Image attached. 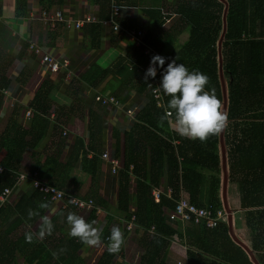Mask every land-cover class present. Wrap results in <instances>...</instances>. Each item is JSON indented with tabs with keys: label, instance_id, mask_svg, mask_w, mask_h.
<instances>
[{
	"label": "crops",
	"instance_id": "obj_1",
	"mask_svg": "<svg viewBox=\"0 0 264 264\" xmlns=\"http://www.w3.org/2000/svg\"><path fill=\"white\" fill-rule=\"evenodd\" d=\"M178 1L117 0L120 11L116 23L118 27L144 29L150 36L142 38L153 50L154 46L149 43L169 31L171 41L160 52L156 51L166 58L187 38L184 29L180 34L173 29L176 26L175 12L170 6ZM0 3V75L7 80L0 94V166L5 163L7 153V142L4 144L2 138L7 134L13 135V120L15 124H22L27 108L33 115L46 119L43 125L41 119L35 118V127L25 135L22 151L9 159L11 166L16 168L10 169L16 173V183L3 185L0 171V192L6 186L11 188L7 199L0 200V264H27V257L41 264H49L53 260H58L57 264H66L72 259L71 264H95L107 250L108 237L114 225L119 226L124 243L118 252L111 253L108 264H139L143 252L140 238L146 231L134 220L127 227L130 219H126L118 195L122 187L127 186L130 194L127 210L131 217L133 207L136 216L135 178L133 174L124 177L121 168L125 132L131 130L146 97L137 89L130 71L135 66L144 71L151 55L143 50V54L149 57L145 63L130 61L127 66L130 70L115 74L121 67L117 62L138 46L130 43L126 32L113 29L109 21L113 15L111 1L104 4L101 0H0ZM56 8L63 12L65 19L53 27L44 25L39 18L40 10ZM160 8H167V15H155L153 10ZM76 14L80 18L91 15L95 21L76 28L73 24ZM30 42L38 45L41 51H28ZM45 52L58 59L60 67L57 70L51 72L40 62ZM67 72H70L69 76ZM101 95H113L118 103L103 104L96 99ZM11 143L12 139L8 145ZM104 150L109 158L118 160V166L101 157ZM17 151L15 149V153ZM34 173L44 181H54L57 187L67 189L75 196L91 198L93 206L86 210H65L64 203L32 193ZM167 175L164 164L163 176L152 190L162 184L164 194L174 197ZM41 202L47 207H39ZM232 202L237 206L233 197ZM91 208L95 209L93 218L88 216ZM29 210L33 215H28ZM236 211L239 215L234 220ZM69 212L82 216L86 221H95L101 232V238L95 245L82 242L74 248L73 243L79 239L73 237L72 242L68 236L66 216ZM231 213L233 230L244 243L247 237L243 211L238 208ZM164 217L169 226L182 234L181 238L177 235L169 238V244L165 246V261L167 264H187L184 238L185 230L191 224L168 222L165 211ZM152 230L150 228L149 232Z\"/></svg>",
	"mask_w": 264,
	"mask_h": 264
},
{
	"label": "trees",
	"instance_id": "obj_2",
	"mask_svg": "<svg viewBox=\"0 0 264 264\" xmlns=\"http://www.w3.org/2000/svg\"><path fill=\"white\" fill-rule=\"evenodd\" d=\"M101 1L104 4L110 3V0ZM116 1L114 2L117 3ZM226 5V30L220 50L222 74L226 80L225 112L228 118L223 130V143L227 147V175L229 181L235 183L238 192L234 196L237 206L229 201L228 206L231 212L238 208L243 211L247 237L244 244L254 254L258 263L264 264V0H179L170 6L175 12L176 26L173 29L177 34L182 33L184 29L187 38L179 48L168 53L165 64L174 59L177 63H183L190 71L199 70L205 73L209 78L205 90L213 92L222 106L217 47ZM153 11L158 17L167 15L166 8ZM118 15L119 13L110 17L112 27L117 22ZM94 21H83V24ZM134 28L140 27L119 25L117 31L121 30L125 34L126 30ZM143 36L146 39L150 35H146L143 29ZM171 39V34L166 30L158 40L149 43L154 46V50L151 49L148 54H158L156 51L160 52ZM138 47L132 48L124 59L117 62L121 67L117 68L115 74L130 70L127 68L130 61L145 63L148 60V55L143 54L145 45L140 44ZM130 73L135 78L137 89L146 97L131 130L125 132L124 162L121 168L124 177L133 174L135 178L134 223L146 231L140 238L143 252L139 264H167L165 246L169 244L170 237L177 235L181 238L182 234L166 223L164 209L174 206V199L180 190L188 195L190 202L198 206H222L219 133L210 135L204 141L179 136L169 125L173 117L165 112L169 97L160 92L162 105L159 106L158 99L154 96L153 89L158 87L160 81V69L154 78L150 77L147 81L142 78L144 71L136 66ZM6 81L4 76L0 75V94ZM38 94L41 95L40 92ZM35 118L41 119L45 125L46 119L37 114L33 115L32 112L28 125L15 124L13 120V135L7 134L2 138L4 144L7 142L5 163L0 166L3 185L16 183V173L10 170L16 168L11 166L9 159L22 151L25 135L35 127ZM11 139L13 148L11 144L8 145ZM15 149L18 150L16 153ZM164 164L168 172L167 183L172 186L171 194L174 197L162 193L156 202L151 196V190L154 185L159 184L164 173ZM42 181L56 186L54 181ZM66 190H63L66 194H73ZM32 193L39 194V191L34 187ZM227 195L232 201L230 194ZM129 200L130 194L124 185L118 195V201L128 220ZM61 202L65 203V210L76 208L67 198L58 200L57 203ZM88 214L93 218L95 209L91 208ZM151 226L153 230L150 233ZM235 235L242 240L238 234ZM70 240L74 242L73 237H70ZM184 241L187 264H255L243 245L230 234L226 215L214 227L191 224L185 230ZM81 244L79 240L73 243V246L77 248ZM110 255L111 252L106 250L95 264H108ZM25 261L27 264H41L30 257ZM72 261L73 259L68 260L66 264H71ZM57 263L58 260L49 262Z\"/></svg>",
	"mask_w": 264,
	"mask_h": 264
},
{
	"label": "clouds",
	"instance_id": "obj_3",
	"mask_svg": "<svg viewBox=\"0 0 264 264\" xmlns=\"http://www.w3.org/2000/svg\"><path fill=\"white\" fill-rule=\"evenodd\" d=\"M157 69H160L161 76L156 91L169 97L165 112L173 117L174 131L179 136L204 141L225 128L227 114L222 110L217 96L205 90L209 80L205 73L190 71L183 63H177L174 59L165 64L164 56L153 54L142 78L145 81L150 77L154 78ZM39 207H47V204L41 202ZM28 215H33V211L29 210ZM66 222L69 225L68 236L77 237L86 245H95L101 238L95 221H86L82 216L69 212ZM108 241L107 250L111 253L118 252L124 243L119 226L111 228Z\"/></svg>",
	"mask_w": 264,
	"mask_h": 264
},
{
	"label": "built area",
	"instance_id": "obj_4",
	"mask_svg": "<svg viewBox=\"0 0 264 264\" xmlns=\"http://www.w3.org/2000/svg\"><path fill=\"white\" fill-rule=\"evenodd\" d=\"M110 8L111 12L113 15H117L120 10V5L115 3V0H110ZM167 11V9H166ZM29 14H32L29 12ZM74 21L73 24L76 28H79L82 24L83 21H94L95 18L91 15H86L83 18L76 14L74 16ZM39 18L42 20L44 25H48L50 27L56 26L59 22L63 21L65 19L63 12L59 9L56 8L54 10H47V9H41L40 10V16ZM109 21H112V18H110ZM103 22H107V20H103ZM113 28L117 29L118 25L115 23L113 25ZM126 35L128 36V39L130 43L136 44V46L142 44L145 45L144 47V52L150 51L152 48L146 45L142 39V33L143 29H129L126 30ZM28 51H35V53H39L41 51V48L36 45L34 42H30L28 44ZM40 62L42 64H45L48 68L49 71H55L60 67V63L58 59L54 56L52 53H43L40 58ZM70 72H67V75L69 76ZM157 88L153 89L154 96L158 99L157 104L160 106L162 105V99H161V94L160 92L156 91ZM96 99L100 100L101 103L103 104H117L118 100L115 96L113 95H108V96H96ZM32 117V110L30 109H25L24 110V120L23 124H28L29 119ZM62 134L65 135L66 131L63 130ZM101 157L105 159H109L110 163L115 166L119 165V162L117 159H112L108 157V153L106 150H104L101 153ZM117 165V166H118ZM32 186L37 188L39 191L40 195H43L45 198L53 200V201H58V200H66V198L69 200L71 204H73L76 208L78 209H89L90 207L93 206V201L91 198H83L80 196H74L70 194H66L62 189L54 186L47 184L40 180L37 175L32 176ZM165 187L161 184L159 187H156L152 190L153 198L155 200H159L160 196L162 193H164ZM11 188L6 186L2 189L0 192V200L5 201L8 197V194L10 193ZM170 190L168 189L167 192ZM184 194L183 192L180 191L179 195L175 197V204L172 208H165V215L167 218L168 222H179L182 225L185 224H204L207 227H214L216 226L220 220L224 218L226 215L225 209L223 205L221 207H214L212 205L209 206H198L192 202L189 201V198L182 195ZM170 195V194H167ZM65 206V203L63 204ZM131 217L129 220V224H127V227L129 228L131 223L133 222L135 218V212L134 208L131 207ZM153 229V226L151 227Z\"/></svg>",
	"mask_w": 264,
	"mask_h": 264
},
{
	"label": "water",
	"instance_id": "obj_5",
	"mask_svg": "<svg viewBox=\"0 0 264 264\" xmlns=\"http://www.w3.org/2000/svg\"><path fill=\"white\" fill-rule=\"evenodd\" d=\"M226 7L224 9V12L222 14V32L220 34V37L218 39V70H219V77H220V83L222 86V110L225 112V108H226V91H225V83H224V79H223V74H222V59H221V42L223 39V35L225 33L226 30ZM224 130V129H223ZM223 130L219 133V144H220V153H221V168H222V176H223V180L221 183V198H222V203H223V207L225 209L226 212V217H227V224L229 227V232L232 235V237L241 245H243V247L247 250V252L249 253L251 259L253 260V262L255 264H259L258 261L256 260L254 254L251 252L250 249L247 248V246L241 241L239 240L233 230V226H232V213L230 211V208L228 206V202H227V196H226V176H227V170H226V157H225V151H224V143H223Z\"/></svg>",
	"mask_w": 264,
	"mask_h": 264
},
{
	"label": "rangeland",
	"instance_id": "obj_6",
	"mask_svg": "<svg viewBox=\"0 0 264 264\" xmlns=\"http://www.w3.org/2000/svg\"><path fill=\"white\" fill-rule=\"evenodd\" d=\"M167 9V8H166ZM186 37V35H183V38H185ZM223 79H224V82L226 81L225 80V78H224V76H223ZM170 126H171V129H173L174 130V121L172 122V123H170ZM223 142H224V140H223ZM223 147H224V151L226 152V146H225V144L223 145ZM227 164V163H226ZM227 167V166H226ZM221 178H223V176H222V173H221ZM223 180V179H222ZM221 183H222V181H221ZM227 194H230V198L232 199V197L233 198H235L234 196L236 195V194H238V192L236 191V185H235V183H233V182H230L229 181V177H228V175L226 176V196H227V200H228V195ZM220 195H221V188H220ZM229 203H232V201L229 199ZM238 215H239V212L238 211H236L235 213H234V220L235 219H237L238 218ZM238 221H239V219H238ZM237 224H238V222H237Z\"/></svg>",
	"mask_w": 264,
	"mask_h": 264
}]
</instances>
